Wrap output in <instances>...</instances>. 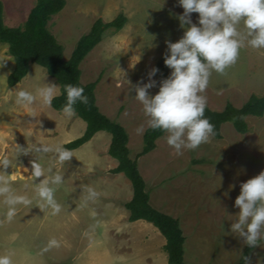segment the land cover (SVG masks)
Here are the masks:
<instances>
[{
	"label": "rangeland",
	"instance_id": "374dc122",
	"mask_svg": "<svg viewBox=\"0 0 264 264\" xmlns=\"http://www.w3.org/2000/svg\"><path fill=\"white\" fill-rule=\"evenodd\" d=\"M0 1L4 4L3 23L8 27L22 26L35 4V0ZM182 11L177 0H65L64 7L48 22L47 28L62 46L63 60H67L77 40L96 19L109 22L119 14L125 17L120 30L107 29L103 33L79 68L82 84L98 79L95 103L102 114L125 129L131 159L141 150L142 135L148 127L142 105L133 98L135 92H130L131 86L147 81V73L167 53L165 41L176 42L182 36L176 18ZM190 17L197 22V13ZM11 63L6 44H0V64L10 69ZM30 67L36 73L34 90L43 82L56 84L41 66L31 63ZM170 71L168 68V75ZM153 79L157 86L148 89L149 95L158 91L162 78L157 72ZM263 91L264 50L245 46L223 74H211L203 95L206 107L221 111L227 103L239 108L250 95L260 96ZM58 94L59 86L54 96ZM32 108L36 117L26 112L17 122L9 105L0 108V113L6 114L1 125L11 129L20 123L25 129L29 124L33 129L31 134L24 133L23 143L10 144V159L15 145L63 146L80 137L85 129L77 116L65 117L40 101H34ZM246 123L245 134L224 123L220 139L210 136L207 142L195 149H182L179 155L166 144L164 133L151 152L136 160L148 194L180 218L187 236L189 227H197L202 228L200 234L207 242L217 240L222 234L221 225L225 226V247H231L226 259L230 264H236L244 245L243 238L229 231L239 211L233 206L239 185L264 170V116H248ZM141 126L143 131L138 132ZM66 137L71 139L62 143ZM109 142L110 134L99 131L73 152L69 161L58 163L53 152L40 156L42 167L63 177L61 184L53 186L54 198L61 205L56 214L35 195L33 185L43 177L30 175L32 153H20L12 168L3 170L13 173L11 183L16 192L28 196L32 203L17 205L16 214L9 220L5 215L7 205L0 197V254L10 251L13 264H135L133 255L145 252L154 256L159 252V240L164 241L160 233L156 236L148 229L134 232L126 220L123 203L127 196L132 197V189L125 176L110 173ZM88 187L98 193L95 199H88ZM51 238L59 246L46 249ZM189 257L183 258L185 264ZM207 264H212V259ZM249 264H264V244L254 248Z\"/></svg>",
	"mask_w": 264,
	"mask_h": 264
},
{
	"label": "clouds",
	"instance_id": "9594fccd",
	"mask_svg": "<svg viewBox=\"0 0 264 264\" xmlns=\"http://www.w3.org/2000/svg\"><path fill=\"white\" fill-rule=\"evenodd\" d=\"M177 3L183 9L176 17L183 34L176 42L165 41L167 53L163 55V63L171 70L169 75L159 81L158 91L149 95L148 89L157 86L153 77L159 70L153 66L147 73V81L131 86L130 92H135L133 98L142 105L147 126L165 132L166 144L179 155L182 149H195L215 135L214 125L204 116L206 97L203 92L211 74H223L236 62L240 49L245 46L264 50V0H177ZM192 13L198 14L196 23L190 17ZM57 88L58 84L43 82L34 93L23 88L15 90L14 103L36 117L32 108L34 101L38 97L43 106H51ZM63 90L65 103L60 112L70 118L75 115L74 105L87 104L88 97L83 87L71 83L64 84ZM137 131H143V126ZM22 152L34 156L30 162L31 177H43L33 185L36 197L51 208L52 214L58 213L61 205L54 198L53 186L61 184L63 177L42 167L39 158L53 152L55 160L63 163L72 157V150L61 145L33 143L25 148L15 145L11 159L8 153L0 154V197L7 205L6 218H13L17 205L32 203L28 196L16 192L11 183L13 173L3 171L12 168ZM239 188L233 205L239 211L229 231L254 248L264 244V170L240 183ZM87 196L95 199L98 193L88 187ZM221 228L223 231V225ZM58 246L59 242L51 238L46 249ZM241 259L249 264L247 255ZM0 264H13L10 251L0 254Z\"/></svg>",
	"mask_w": 264,
	"mask_h": 264
},
{
	"label": "trees",
	"instance_id": "16d2710c",
	"mask_svg": "<svg viewBox=\"0 0 264 264\" xmlns=\"http://www.w3.org/2000/svg\"><path fill=\"white\" fill-rule=\"evenodd\" d=\"M64 4L65 0H35L24 23L18 27L4 25L2 5L0 4V44L7 45V53L12 57L14 63L6 83L9 87L17 84L27 74L30 63L41 66L59 86V94L53 97L50 106L58 112L65 103L63 85L71 83L83 87L84 95L88 97V103L77 102L74 108L75 116L85 123V129L80 137L64 144L63 147L74 150L88 142L99 131L109 133L110 142L107 154L117 162L116 167L111 169L110 173H122L130 182L132 189L131 199L124 204V208L128 211V221L145 220L151 223L165 239L163 250L167 254V264H185L183 262L184 237L178 220L149 205V194L136 162L138 157L155 148V141L165 132L147 127L142 135L141 150L134 159L129 158L128 136L125 129L119 123L102 114L95 103L94 89L98 79L87 84L80 82V63L101 41L102 35L107 29L118 31L122 28L125 17L119 14L109 22L96 19L88 32L77 40L70 57L63 60L62 46L50 33L47 25L51 17L57 14ZM155 67L159 70L158 73L162 79L168 76V67L164 65L163 57L157 61ZM204 116L214 125L215 135L212 137L215 139L221 138L220 128L224 123H230L235 132L245 134L247 132L246 117L264 116V91L260 96L250 95L239 108L230 103H227L221 111H213L205 107ZM254 248L244 244L236 264H244L241 259L243 255H247L250 260Z\"/></svg>",
	"mask_w": 264,
	"mask_h": 264
},
{
	"label": "crops",
	"instance_id": "0c3cea01",
	"mask_svg": "<svg viewBox=\"0 0 264 264\" xmlns=\"http://www.w3.org/2000/svg\"><path fill=\"white\" fill-rule=\"evenodd\" d=\"M0 4L2 5V8H3L4 4L2 1H0ZM6 50H7V45H6ZM30 64L28 66L27 74L17 84L11 87L7 85L6 79H7V76L10 74V72L12 71L14 67V63L10 64V69H6L3 65L0 64V81H2V84L0 83V108H2V105H9L10 107L9 112L12 115H14L12 116V118L17 116L16 122L17 120H22L24 113L28 111L24 109L23 107H21L20 105H16L14 103L15 90L23 88L27 91H31L33 93L35 92L33 79L36 73L31 71L30 68L33 67V65H31L30 67ZM40 70L42 69L40 68ZM36 100L38 102L39 98L37 97ZM5 115L6 114L0 113V121L2 120L3 117H5ZM16 126L17 127H12L11 129H9L6 127V125L0 124V154L7 153L10 144L23 143V137H24L25 132L27 135L33 132V129L31 128L29 124L26 125L25 129L22 127V125H20V123L19 124L17 123ZM70 139H71L70 137H66L64 140H62V143L69 141ZM76 150H79V148L72 150V153L75 152ZM113 160L114 159L112 158L111 160L112 169L115 168L117 165L116 160H114V162ZM120 174L123 175L122 173ZM113 175L119 176V173L113 174ZM128 184H130V182ZM152 197H153L152 195L151 196L149 195V201H148L149 205L152 208L178 220L179 228L184 237L183 258L187 257V255L190 256L187 264H207V262L210 259H212V264H230L231 263V262H228L226 259L228 251H230L231 247H228V248L225 247L226 230H225L224 225H223V231L225 234L223 233L221 229L222 234L219 236V239L217 240H214V238H212L211 240H208L207 242L204 239L205 236L200 234L201 231H203L202 228L200 227H199L200 229H198L197 227L195 228L189 227L188 230H190V233H189L190 236H187V233L185 231L186 228L182 225L180 218L177 215H175V213L170 212L169 209L167 208L165 209V207H163L161 200L158 201L157 199H155L154 197L152 198ZM130 199H131V196H127L126 202H128ZM126 202H124L123 205ZM167 204L168 203H166V207H167ZM126 220L128 221V211H127ZM130 225L134 232L135 230L138 232V231H145L146 229H148L149 231H151L153 235L159 236L158 234L160 233L155 227L150 226L151 223L145 220H136V221L130 222ZM186 236L188 238H186ZM164 244H165V239L164 241L163 239H160L159 244H158L159 252H157L156 255L154 256H150V254L149 256L144 255L145 252H142L141 256L133 255V257H136V260H134V263L135 264H167V254L163 250ZM187 247H188V251H187ZM129 258L131 259V256ZM130 263H131V260H130Z\"/></svg>",
	"mask_w": 264,
	"mask_h": 264
}]
</instances>
